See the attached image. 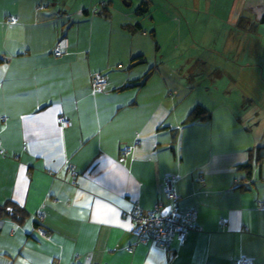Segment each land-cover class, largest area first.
<instances>
[{"label":"crops","instance_id":"0c3cea01","mask_svg":"<svg viewBox=\"0 0 264 264\" xmlns=\"http://www.w3.org/2000/svg\"><path fill=\"white\" fill-rule=\"evenodd\" d=\"M99 4L104 14L89 10ZM115 6L0 0V204L25 213L0 216V264H264V165L253 163L249 178L237 167L248 148L264 157V0H184L179 26ZM157 19L159 33L175 26L173 45L191 27L168 64L154 56L165 38ZM61 36L68 43L55 56ZM149 67L143 85L131 84ZM95 72L108 74L103 91L91 90ZM197 103L208 117L184 123ZM168 175L181 207L196 212L169 252L137 242L124 214L135 202L166 206Z\"/></svg>","mask_w":264,"mask_h":264},{"label":"built area","instance_id":"2783aa9c","mask_svg":"<svg viewBox=\"0 0 264 264\" xmlns=\"http://www.w3.org/2000/svg\"><path fill=\"white\" fill-rule=\"evenodd\" d=\"M7 22L15 23L16 16L8 15ZM67 39L64 36L59 37L53 47V54L60 56L66 46ZM108 81V76L105 73L95 72L91 75L90 86L92 91L102 90ZM62 126L68 124V120L60 117ZM128 147L123 148L125 152ZM74 173L73 170H71ZM176 176L168 175L164 180L163 193L167 199L168 209L165 213L162 210L165 206L163 202H157L153 209L143 210L137 202H135L129 211L124 214L129 215L133 220V227L131 229L137 242L147 240L153 241L155 244L164 247L167 251L168 245L172 239H176L179 244L185 241V234L187 230L191 229L196 224V212L191 208H182L180 195L175 188ZM259 206H264V201L258 202ZM36 218L42 219L43 213L37 211ZM250 258L247 256H240L234 260V264H250Z\"/></svg>","mask_w":264,"mask_h":264},{"label":"rangeland","instance_id":"374dc122","mask_svg":"<svg viewBox=\"0 0 264 264\" xmlns=\"http://www.w3.org/2000/svg\"><path fill=\"white\" fill-rule=\"evenodd\" d=\"M130 1H131L130 4L126 5L125 2H128V0L127 1L126 0H111V4L113 6L116 5L115 6L116 10L119 9L121 11L123 10V11H132V12H134V10L136 9V6L141 2V0H130ZM148 1L150 3V9H149L150 13H149V15L147 13L144 14V15H137V16H139L137 18H139L141 21H144V22L150 23L149 16L153 15L155 17L159 16V19L160 18H164L161 21H166V23H168V25H170V26L173 25V24L175 26H179V25H177V23L182 24L183 23L182 19L184 17H186L188 15V13H189L188 11H184V10L181 9L182 2L184 0H148ZM58 4H63V3H58L57 2V4H56L57 7H59ZM61 8L63 9V6H61ZM159 19L154 20L155 25H156L155 28H156L157 32H158L157 24H158ZM148 23H146L147 24L146 26H143V29H144V31L146 30L147 31V35L150 36L151 35L150 34V30H148V28H147V26L149 27ZM175 26H172V27L166 29V30L170 31V34H168L166 36L164 35L166 30H162V29H161V32L160 33L158 32V34L156 35V38H158V39H162V38L165 37L164 38V43L161 44L160 52H158L157 54L154 53L155 58L162 59L163 57H165L164 64H168V61H170V60L181 58L180 55H181V53H183V51H185V49H187L186 48L187 47V42L190 40V37H191V27L187 26L186 28L184 27V29L180 27L179 31H178V34H176V35H177V39L179 37H181L182 45H178V43L176 45H173L172 44L173 41L171 40V42H170V38L172 36V39H174L173 32L176 29ZM149 29H153V27L150 26ZM179 33L181 35H179ZM153 39H155V38H153ZM186 53H188V52H186ZM152 55H153L152 52H150L149 57L152 58ZM145 63L147 64L148 62L145 61V62H143L141 64H145ZM121 64H124L126 66V64L124 62H121ZM160 68H161V66H160ZM160 68H159V70H160ZM162 76L166 77V76H169V75L166 73L165 70H163L162 71ZM243 104H245L246 109H251V107L254 106L252 104V102H249L247 100H245V102H243ZM263 106H264V104H263Z\"/></svg>","mask_w":264,"mask_h":264},{"label":"trees","instance_id":"16d2710c","mask_svg":"<svg viewBox=\"0 0 264 264\" xmlns=\"http://www.w3.org/2000/svg\"><path fill=\"white\" fill-rule=\"evenodd\" d=\"M104 9H105L104 4L101 7H100V4H99L98 6L92 5L91 8H89V10L92 11V13L93 12L97 13L99 11L98 13H103V14H104V12L106 10V9L105 10ZM149 9H150L149 1L148 0H141V2L136 6V9L134 10V14L136 15V17H139L137 15H144L146 13L149 15V13H150ZM7 16L5 17V21L6 22H7V19H6ZM137 19L140 20L139 18H137ZM262 21H264V15L262 17ZM7 23H9V22H7ZM131 26H132V29H135V30L138 29L139 31L141 30V32H147L146 30L144 31L143 26L142 27H141V25L139 26V22L131 24ZM153 32H154V29H152V31L150 33L152 36H153ZM153 40H154L155 50H157L159 48L158 42H157L156 39H153ZM131 60H132V62L136 61V63H139L140 61L144 62L143 59L138 60L137 58H132ZM137 60L139 62H137ZM118 66H120V64H118ZM154 68H156V67H153V68L149 67L145 72L140 74V76L138 78L134 79L131 84H133L134 86L143 85L146 82V80L148 79V77L151 75V73H152ZM101 73H105V72H101ZM105 74H107V73H105ZM107 76H108V74H107ZM107 85H108V81H107L106 86ZM105 87L102 90H100V91H103L105 89ZM97 91H99V90H97ZM208 115H209V110L204 105H202L200 103L199 104L197 103L190 110V112L187 114V116L185 117L184 123L185 122H190V121H193V120H196V119L208 117ZM259 149H260V147L248 148V150H247L248 159L246 161L241 162V163H239L237 165L238 168H243L245 170L247 178L250 177L253 163L257 164L258 166L264 165V157H261L259 155V152H258ZM261 208H264V206H262ZM3 214H9L15 219L17 217L23 216L25 213L23 212L22 208L7 203V204H0V216H2ZM195 227H196V224L192 228H195ZM168 249H169L168 250V252H169L171 250L169 245H168Z\"/></svg>","mask_w":264,"mask_h":264},{"label":"water","instance_id":"95a60500","mask_svg":"<svg viewBox=\"0 0 264 264\" xmlns=\"http://www.w3.org/2000/svg\"><path fill=\"white\" fill-rule=\"evenodd\" d=\"M168 209V205L164 206L163 210H162V213H165Z\"/></svg>","mask_w":264,"mask_h":264}]
</instances>
